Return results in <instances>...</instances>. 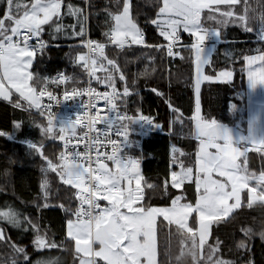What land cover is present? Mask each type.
Wrapping results in <instances>:
<instances>
[{"label": "snow or ice", "instance_id": "obj_1", "mask_svg": "<svg viewBox=\"0 0 264 264\" xmlns=\"http://www.w3.org/2000/svg\"><path fill=\"white\" fill-rule=\"evenodd\" d=\"M150 3L153 14L146 15L142 27L133 0H104L102 7L95 0H0V98L14 110L28 113V123L39 130L41 139H23L20 143L26 145L29 156H39L42 161L33 200H21L23 208L8 201L0 205V264H60L58 257L33 260L29 246L14 242L8 228L21 236L31 233L30 245L35 252L68 251L71 244L73 264H161L165 227L168 237L163 254L171 261L175 239V264H256L251 240L259 235L264 243V221L259 230L241 221L240 238L233 232L230 243L218 235L214 241L209 237L214 228L233 221L245 208L258 206L264 213V100L254 104L252 98L258 87L264 91V0ZM99 15L104 16V27L97 40L88 35L89 21ZM149 25L155 36L147 34ZM229 26L253 34L252 42L257 46L237 49L235 45L247 41L235 37L228 40ZM184 33L190 44L183 41ZM61 39L74 42L68 45L75 52L71 63L86 74V82L63 72L41 77L30 71L36 57L60 47L57 41ZM221 43L227 46L222 53L225 66L218 69L211 57ZM178 48L190 51L195 71L191 117L186 118L158 87L146 90L167 106L169 135L174 134L176 125L182 131L186 119L191 121L188 139L195 141V146L190 143L189 151L170 143L167 172L162 181L151 183L141 172L143 155L133 156L127 151L140 148V140L131 134L142 137L148 131L165 129L158 122L159 116L143 113L137 84L141 77L151 75L149 68L156 71V56L161 60L165 56L183 59ZM109 49L116 56H110ZM145 50L143 57L126 58L125 67L121 66L120 56ZM141 59L148 63L129 76L126 66ZM241 59L250 94L246 130L240 121L229 126L201 114V84H232L234 65ZM205 67L215 75L205 74ZM93 81L105 91H97ZM50 85H63L62 93L55 94ZM14 94L18 98L14 99ZM133 96L140 97L141 103L130 111ZM42 97L49 103H42ZM61 100L78 103L74 118L60 117L53 111ZM98 101H103L104 115L99 114ZM32 110L42 119L34 118ZM228 110L241 112L232 101ZM24 123L13 118V131L0 129V137L15 139ZM45 140L59 141L52 155L45 150ZM250 153L259 160V169L253 167ZM50 174L65 186L66 200L52 203ZM157 191L166 198V206L149 203V193ZM56 207L64 213L60 239L51 231V222L45 220V212ZM226 244L237 258L225 255Z\"/></svg>", "mask_w": 264, "mask_h": 264}, {"label": "trees", "instance_id": "obj_2", "mask_svg": "<svg viewBox=\"0 0 264 264\" xmlns=\"http://www.w3.org/2000/svg\"><path fill=\"white\" fill-rule=\"evenodd\" d=\"M79 2V0H76ZM154 2V0H151ZM95 3L102 7L104 0H95ZM134 5L137 6L139 15L137 17L140 25H145L146 15H152L153 9L151 7L150 0H133ZM104 16L99 15L93 17L89 21V36L92 39H101V32L103 30ZM66 23H71V20H66ZM149 36H155V30L149 25L147 29ZM187 36L186 33L182 34ZM233 37L240 41H247V43H240L235 45L239 48H255L257 45L252 41L255 39L253 34H245L240 31L239 28L229 26L227 29V39L232 40ZM45 39H48L45 35ZM162 39V38H161ZM60 47H52L46 55L37 56L34 61V66L31 71L38 73L41 77H45L47 74L52 73L55 70L62 69L68 75H74L78 80L84 82L85 73L75 67L71 63V57L75 55V52L71 51L68 47L73 41L61 39L57 41ZM227 47L221 43L217 45L219 51L213 54L211 59L215 62L216 67L223 68L225 66V58L223 56V49ZM181 51L180 56L173 58H167L161 60L160 56H156L155 67L156 71L152 72V68L148 71L151 73L147 78L141 77L138 80V90L140 96L143 97L142 108L145 115L156 113L159 116L158 122L161 123L165 129L164 132L159 130H152L146 132L142 137L132 133L133 139L140 140V148L128 149L127 151L132 153L133 156L143 155L141 160V172L144 177L151 183H159L163 180L169 161V144L173 143L185 150H191L189 144L194 147L195 141H190L188 135L191 129V121L186 119L185 127L181 131L180 126L174 127V134L168 133V108L163 103V100L156 96L154 93L147 91V88L158 87L164 94L165 98H171L174 105L179 106L186 118H190L194 110V94H193V64L190 51L179 49ZM68 53V55H66ZM108 54L110 56H116V53L109 49ZM146 54L144 52L136 51L135 53H129L127 57L120 56L119 60L122 67H125V59H134V57H143ZM171 60V62H169ZM148 63L147 60H136L133 64L126 66L128 75L131 76L133 72H138L144 68V65ZM243 61L242 59L237 62L234 67L232 84H225L221 82H203L201 85V114L208 117H215L219 121L227 125H233L235 122L240 121L241 127L245 128L247 124V103H246V75L241 71ZM102 75V73H97ZM206 74L215 75L211 72V69L206 67ZM94 87H104L103 85H97L93 81ZM71 87V85H70ZM243 97V99H241ZM15 99V98H14ZM133 103H130V111H134L137 104H140V97L133 96ZM229 101L235 103L241 110L236 114L230 113L228 110ZM32 116L38 120L42 119L37 112L32 110ZM23 119L21 130L15 133V139L9 140L6 137H0V205H3L5 201L15 204L18 208H23L24 205L20 203L21 200L31 202L38 192V184L41 178L39 171L42 161L39 156H29L27 154L26 145L20 143L23 139L40 140L41 136L39 130L32 127L29 123V115L27 112H21L19 109H13L6 101L0 99V129L5 131H13L12 119ZM46 123V122H45ZM59 141L45 140L46 152L52 155L56 151L55 145ZM250 157L253 158V167L259 169L260 162L255 159V153H250ZM7 170V174L5 171ZM52 181L54 197L52 203H58L60 200H66V194L64 192L63 185H60L55 177V174H50ZM176 191V190H174ZM58 192V195H55ZM151 200L149 203L152 206L165 205V197H163L158 191L150 192ZM194 196V191H193ZM33 215L35 210L32 209ZM64 213L60 211L58 207L53 208L45 212V220L50 221V229L52 232H56V239H60L59 230L61 227ZM162 219V218H161ZM244 221L249 225H252L257 230L264 221V213L258 206L253 208H245L240 212L233 221L222 224L218 228L213 229V234L209 239L214 241L218 235L221 240H226L230 243L232 233L235 232L236 238H240V222ZM8 235L12 240L19 241L22 244L29 246V251L32 253V259L36 260L40 257L48 259L51 257H58L60 264H73V258L71 255L72 245H67L68 251L62 249L44 250L41 252H35L32 250L30 241L31 233H25L21 236L17 230L8 228ZM168 230L165 227L161 233V240L163 247L161 248V264H175L174 257L178 254V245L173 239L171 246L172 258L170 261L169 256L164 255V248L167 247ZM74 243V242H73ZM252 254L256 261V264H264V243L259 238V235H254L251 240ZM224 253L228 258H237V254L229 252L226 244Z\"/></svg>", "mask_w": 264, "mask_h": 264}, {"label": "built area", "instance_id": "obj_3", "mask_svg": "<svg viewBox=\"0 0 264 264\" xmlns=\"http://www.w3.org/2000/svg\"><path fill=\"white\" fill-rule=\"evenodd\" d=\"M182 39H183V41L185 42V43H191V41H190V39L188 38V36H183L182 35ZM206 43H211V41H208V42H206ZM60 72H63V73H65V74H67L64 70H62V69H58V70H55V71H53L52 73H50V74H47L46 76L47 77H54V76H56V74L57 73H60ZM87 81V76L85 75V80H84V82H86ZM93 86V85H92ZM50 87V90H52L55 94H61L62 93V91H63V88H64V86L63 85H61V86H59V87H55V86H49ZM69 87H70V85H69ZM94 87V86H93ZM95 88H97V91H100V92H103V91H105V88L104 87H95ZM83 99H87V97L85 96V97H83ZM41 100H42V103H44V104H47V103H49V101H48V99H47V97H42L41 98ZM97 108H99L100 109V115H104V112H105V109H104V107H103V101H98L97 102ZM78 110V103L76 102V101H72V100H61V103L58 105V106H56V105H54V107H53V111H55V112H57L58 113V116H60V117H64V116H68V117H73V113L75 112V111H77ZM35 111V110H34ZM95 111V110H94ZM36 112V111H35ZM38 113V112H37ZM39 114V113H38ZM151 115H153V116H157V114L156 113H153V114H151ZM74 118V117H73ZM97 127H101V125H97ZM114 139L116 138L115 136L113 137ZM130 155H132V153H130V152H128ZM102 203V202H101ZM102 205H103V203H102Z\"/></svg>", "mask_w": 264, "mask_h": 264}, {"label": "rangeland", "instance_id": "obj_4", "mask_svg": "<svg viewBox=\"0 0 264 264\" xmlns=\"http://www.w3.org/2000/svg\"><path fill=\"white\" fill-rule=\"evenodd\" d=\"M205 74H206V67H205ZM195 76V71H194V66H193V77ZM194 82V81H193ZM202 85V84H201ZM193 94H194V88H193ZM245 95H246V103H247V120L249 119V113H248V96L250 95L248 93V88H247V83H246V88H245ZM252 98H253V102L255 104V102L260 101V100H264V91H262L259 87L255 90L254 93H252ZM194 105H195V94H194ZM231 126V125H229ZM247 128V124L246 127L243 128L246 130ZM104 204H106V202H104ZM166 206V205H163ZM163 206H156V207H163Z\"/></svg>", "mask_w": 264, "mask_h": 264}, {"label": "crops", "instance_id": "obj_5", "mask_svg": "<svg viewBox=\"0 0 264 264\" xmlns=\"http://www.w3.org/2000/svg\"><path fill=\"white\" fill-rule=\"evenodd\" d=\"M32 69V68H31ZM30 69V71H31ZM246 80H247V77H246ZM31 83V82H30ZM13 98H18V94H14ZM1 100H3L2 98H0Z\"/></svg>", "mask_w": 264, "mask_h": 264}]
</instances>
